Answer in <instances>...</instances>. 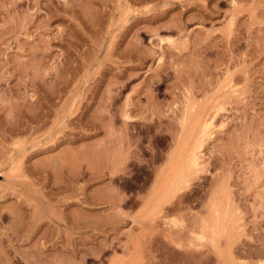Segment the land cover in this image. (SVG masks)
Segmentation results:
<instances>
[{"label": "rangeland", "instance_id": "obj_1", "mask_svg": "<svg viewBox=\"0 0 264 264\" xmlns=\"http://www.w3.org/2000/svg\"><path fill=\"white\" fill-rule=\"evenodd\" d=\"M262 262L264 0H0V264Z\"/></svg>", "mask_w": 264, "mask_h": 264}, {"label": "bare ground", "instance_id": "obj_2", "mask_svg": "<svg viewBox=\"0 0 264 264\" xmlns=\"http://www.w3.org/2000/svg\"><path fill=\"white\" fill-rule=\"evenodd\" d=\"M24 114H25V113H24ZM26 115H27V114H26ZM23 116H24V115H23ZM27 118H28V117H27ZM210 124H211V123H210ZM192 153H193V152H192ZM198 154H199V153H198ZM193 155L195 156V158L192 157V162H191V163H194V162H195L196 164L199 163L198 160H197V159H199L198 155H197L198 158L196 157V153H194ZM189 158H190V157H189ZM187 159H188V158H187ZM193 161H194V162H193ZM195 163H194L192 166H194ZM186 166H187V165H186ZM191 168H192V167H191ZM261 264H264V262H262Z\"/></svg>", "mask_w": 264, "mask_h": 264}]
</instances>
